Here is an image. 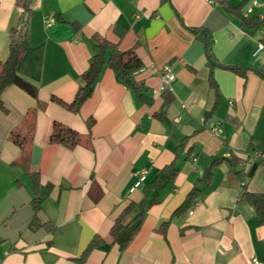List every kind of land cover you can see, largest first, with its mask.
Masks as SVG:
<instances>
[{
	"label": "crops",
	"instance_id": "crops-1",
	"mask_svg": "<svg viewBox=\"0 0 264 264\" xmlns=\"http://www.w3.org/2000/svg\"><path fill=\"white\" fill-rule=\"evenodd\" d=\"M228 1L233 6L246 2L244 15L264 20V0ZM18 3L0 0V66L9 54V32L20 22ZM51 18L56 22L47 28ZM202 30L213 38L217 63L251 69L211 70L198 36ZM96 34L123 52L135 49L144 65L136 81L151 105L139 103L110 69L78 113L51 101L53 96L74 101L97 50ZM260 44L264 46V28L243 29L216 0H33L30 48L18 73L48 103L37 117L31 169L53 186L38 216L41 223L52 222L57 232L31 227L32 187L25 170L14 165L21 149L12 134L37 100L12 86L3 94L8 112L0 109V264H78L73 259L95 236L103 243L84 264H264V225L253 206L239 202L243 186L264 194V162L248 152L251 143L264 139ZM165 66L176 79L167 90L174 101L164 108L161 121L155 115L163 110L166 91L153 69ZM89 119L95 121L91 130ZM55 122L79 132L81 145L73 151L51 145ZM214 126L221 136L212 133ZM185 138L189 141L174 185L147 209L140 232L121 252L110 234L116 218L130 203L154 198V190L146 188L174 161ZM190 148L193 153L187 157ZM233 156L242 160L238 169L243 176L230 175ZM216 159L225 161L215 169L212 183L202 188L196 202L177 212ZM138 172L147 179L132 191Z\"/></svg>",
	"mask_w": 264,
	"mask_h": 264
},
{
	"label": "trees",
	"instance_id": "trees-1",
	"mask_svg": "<svg viewBox=\"0 0 264 264\" xmlns=\"http://www.w3.org/2000/svg\"><path fill=\"white\" fill-rule=\"evenodd\" d=\"M32 2L33 0H19L18 5L22 9L20 22L16 28H13L9 32V54L6 60L0 66V109L4 113L8 112L3 100V94L8 88L12 86L20 88L37 100V106L27 112L20 126L16 128L12 134L13 141L21 149L20 159L16 161L14 165L20 166L25 170L26 175L31 183V204L35 211L31 227L33 229L43 227L47 230V232L54 235L57 232V227L50 221L41 223L38 216L42 211L45 202L50 197L53 186L45 184L41 174L31 169L37 117L40 111H45L47 109L48 103L39 100L38 88L25 80L18 73V66L30 48V21L32 16ZM216 3L220 6L224 13L238 18L241 21V26L243 29L249 32H256L264 28V20H261L258 17H247L244 15L243 9L246 2L239 6L231 5L228 0H216ZM198 34L199 38L204 43L206 54L211 63V70H213L215 67H222L241 73L243 70L251 69L220 65L217 63V60L213 54V38L205 30L199 31ZM93 42L95 43L97 50L91 58L89 69L82 75V84L75 95L74 101L72 103H66L55 96L52 97L51 101L68 109L71 112L78 113L81 107L91 97L95 86L99 82L102 75L106 70L110 69L115 72L117 80L135 94L139 103L151 105L152 100L146 97L143 86L136 81V76L144 69V65L137 56L135 49L123 52L117 45L109 42L99 34L93 36ZM257 72L264 78V73L262 71L258 70ZM168 94V91L164 93L165 101L162 112L155 115L161 121L165 118L164 108L174 101V99ZM216 105L214 106L211 113L215 111ZM94 123L95 121L93 119H89L87 121L89 130H91ZM188 141L189 139L185 138L180 142L179 146L175 149L174 161L170 165L160 170L157 173L154 181L148 186V188H146H152L154 190V198L149 202L144 200L140 204H136L134 202L130 203L116 218L111 228L110 234L114 243L118 244L121 252L127 250L129 245L140 232L145 220L147 209L152 205L158 204L160 193L167 187L174 185L179 174L178 163L181 160V154L187 146ZM49 143L51 145H61L68 150L73 151L81 145L82 136L79 132L73 130L72 128L55 122ZM260 151L264 152V139L258 145L251 143L248 148V152L250 154ZM192 153L193 148H190L187 151L186 156L190 157ZM224 161L225 160L216 159L212 162L209 168H207L204 172L202 178L196 181L184 204L177 210V212L187 209L191 204L196 202L201 197L202 188L207 187L212 183L215 169ZM228 163L231 167V176H243V171L238 169L242 163L241 159L233 156L231 160H228ZM243 179L244 178L242 177V180ZM239 186H242L241 182ZM241 189L239 202H246L253 206L257 218L264 225V194L252 193L247 189L246 186H243ZM167 226V223L163 224L160 232L164 233ZM102 243L103 240L98 236H95L83 254L79 258H74L73 260L78 264H84L91 252Z\"/></svg>",
	"mask_w": 264,
	"mask_h": 264
},
{
	"label": "built area",
	"instance_id": "built-area-1",
	"mask_svg": "<svg viewBox=\"0 0 264 264\" xmlns=\"http://www.w3.org/2000/svg\"><path fill=\"white\" fill-rule=\"evenodd\" d=\"M210 2H211V4L213 3L212 1H210ZM257 4H258L257 1L253 2V6H255ZM251 12H252V9L250 8L247 11V13H251ZM55 22H56V20L54 18H51L50 20H48L46 22V27L49 28V27L53 26L55 24ZM263 49H264V46L262 44H260L258 46L257 52H259ZM153 73L160 76L162 91H167L169 89L170 85L176 79L174 72L172 71V69L169 66H165L162 70L153 69ZM211 131L215 136H221L222 135V130L220 128H218L217 126L212 127ZM253 155L256 159L260 160L261 162H264V152H255V153H253ZM136 175H137V181H136L132 191L137 190V189H141L144 186V183L147 179L145 172H138ZM254 262L257 263L256 260Z\"/></svg>",
	"mask_w": 264,
	"mask_h": 264
}]
</instances>
